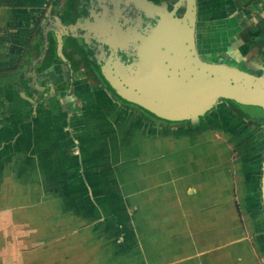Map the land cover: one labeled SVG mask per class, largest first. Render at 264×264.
Returning a JSON list of instances; mask_svg holds the SVG:
<instances>
[{"label": "crops", "instance_id": "1", "mask_svg": "<svg viewBox=\"0 0 264 264\" xmlns=\"http://www.w3.org/2000/svg\"><path fill=\"white\" fill-rule=\"evenodd\" d=\"M77 3L0 0V264H264V120L154 122L92 82L67 35L70 86L53 31L85 30ZM196 5L198 54L242 69L264 0Z\"/></svg>", "mask_w": 264, "mask_h": 264}, {"label": "water", "instance_id": "2", "mask_svg": "<svg viewBox=\"0 0 264 264\" xmlns=\"http://www.w3.org/2000/svg\"><path fill=\"white\" fill-rule=\"evenodd\" d=\"M133 1L138 8L151 6L158 18L143 32L122 35L119 40L115 35L107 36L104 41L111 48L99 67L107 84L121 98L157 118L175 122L198 118L220 98L264 111V69L258 67L262 72L255 74L206 61L198 54L196 0H180L185 8L179 17L174 16V10L153 7L147 0ZM58 38L61 46L62 36ZM44 42L46 48V37ZM130 43L134 44L135 60L126 63L114 53L116 46L128 51ZM261 196L264 205V169Z\"/></svg>", "mask_w": 264, "mask_h": 264}, {"label": "flooded vegetation", "instance_id": "3", "mask_svg": "<svg viewBox=\"0 0 264 264\" xmlns=\"http://www.w3.org/2000/svg\"><path fill=\"white\" fill-rule=\"evenodd\" d=\"M77 9L79 10V14H82L83 20H88V24L85 26V30L81 33H79L74 28L65 34L63 30H54L53 34L54 37L56 36L58 39V54L62 60L63 63L66 64L68 69V75L70 77L69 85L71 86V83L73 81V73L74 68L73 65V59L71 62L68 59H65L61 54V46L59 45V38L58 35L62 36V40L67 35L70 36V38H75L79 41L81 44V50H78L77 58L80 60V64L82 69L84 71L86 70V73L88 75V78L92 80V82L96 83V85H100L103 87L105 92L114 99V101H117L118 103L122 104L126 107H134L140 110L139 112L142 113L144 116H148L150 118H154L156 120H163L161 118L155 117L153 114L145 110L143 107L130 103L123 98H121L120 94L112 90L110 86L107 84L103 73L100 70V63L107 59L109 53H110V46L108 44H105V40L107 36L111 38L113 35H115L116 39H121L123 36H132L136 31L143 32L146 30V28L151 27L152 23L158 18L157 14H154L152 10L149 8L151 6L138 8L137 4H134L135 2L133 0H77ZM133 1V2H132ZM150 2V5L153 7H160V8H166L168 11H173L174 8V16H176V13H182L184 12L185 3L180 2V0H147ZM95 2L100 3V11L96 10L97 7L95 6ZM139 5V4H138ZM81 16H79L78 21L82 19ZM178 17V16H176ZM260 23V22H259ZM105 24H109V30L106 29ZM51 25V24H50ZM103 26L100 27V29H95L96 26ZM261 27V26H260ZM259 24L258 28L256 27L253 31L248 32L247 34V43L244 39L245 44H248L246 46L247 55L251 52L252 57L254 61H252V58L247 57L245 60V65L247 68H250L252 72L260 74V71H258V65H261L262 70L264 69V43L261 42L259 39L260 36H263L264 33H261ZM100 31V32H99ZM48 32H44V37L48 38L47 36ZM105 36V37H104ZM75 42V41H74ZM77 42H75L76 45ZM134 43V42H133ZM130 43L132 45H127V50H122L121 47L116 46L115 49V55L120 57L124 62L131 63L133 60H135V53L136 51L133 49L134 44ZM260 43V44H259ZM79 49V47H77ZM197 50V49H196ZM106 61V60H105ZM72 72V73H71ZM87 76L85 75L82 80L86 79ZM34 83L39 85L37 80L33 79ZM234 102V101H233ZM237 106H241V104H238L234 102ZM239 108V107H237ZM240 110V109H239ZM138 112V111H137ZM264 114V113H263ZM263 118V117H262ZM166 123H176L175 121H167L164 120Z\"/></svg>", "mask_w": 264, "mask_h": 264}, {"label": "rangeland", "instance_id": "4", "mask_svg": "<svg viewBox=\"0 0 264 264\" xmlns=\"http://www.w3.org/2000/svg\"><path fill=\"white\" fill-rule=\"evenodd\" d=\"M172 10H174V8L172 9ZM181 14L178 12V13H176V16H180ZM259 24V27L260 28H262V29H260V31H261V33H264V21H261L260 23H258ZM258 24H256V26H255V28L257 27L258 28ZM255 28H252L250 31H249V29H248V31L249 32H251V31H253ZM247 31V32H248ZM243 37H244V39H245V41L247 40V35H246V33L243 35ZM260 40H261V42L262 43H264V35L263 36H260V38H259ZM246 43H247V41H246ZM260 44V43H259ZM248 44H246V46H247ZM252 53L250 52L249 53V55H247V57H249V58H252V61H254V59H253V57H252V55H251ZM203 59H205V58H203ZM211 59H213V58H211ZM255 62V61H254ZM257 65H258V67H260V68H262L261 67V65H259L258 63H257ZM240 67L242 68V69H245V70H247V71H251V70H249L248 68H247V66L245 65V64H242V65H240ZM252 72V71H251ZM262 72V71H261ZM261 72H260V74H261ZM254 73V72H253ZM255 74H257V73H255ZM237 107H239L238 109H240V111H242L243 113H245V114H247V115H249L252 119H254V120H256V121H258V120H264L262 117H261V115L264 117V114H263V111L260 109V108H258V107H256V106H250V105H241V106H237L232 100H229V99H224V98H220V99H218L216 102H215V104L209 109V110H207L203 115H201V116H199L198 118H196V119H191V120H183V121H179V122H176V123H171L173 126H175V125H180V124H182V125H191V124H193V123H197V122H199V121H201V120H204L206 123H208L209 122V120H210V118H212L211 116L212 115H214V114H220V113H223L224 112V110H226L227 108H228V110H230V109H235V108H237ZM131 109L133 110V111H138V113H140L139 111L140 110H138L137 108H134V107H131ZM144 117H147L148 119H151V120H153L154 122H157V123H159V122H163V123H166L164 120H156V119H154V118H150V117H148V116H144ZM213 119V118H212ZM215 135L217 134L216 132L214 133ZM263 207H264V205H263Z\"/></svg>", "mask_w": 264, "mask_h": 264}, {"label": "trees", "instance_id": "5", "mask_svg": "<svg viewBox=\"0 0 264 264\" xmlns=\"http://www.w3.org/2000/svg\"><path fill=\"white\" fill-rule=\"evenodd\" d=\"M129 63H130V62H129ZM17 70H18V68L13 69V70L6 71V72H4V73H2V74L5 76L6 79H8V78H10L11 75H12L13 73H15ZM258 108H259V107H258ZM260 109H261V108H260ZM261 110H262V109H261ZM262 111H263V110H262ZM263 113H264V111H263Z\"/></svg>", "mask_w": 264, "mask_h": 264}]
</instances>
